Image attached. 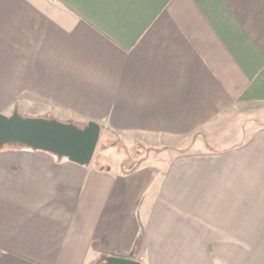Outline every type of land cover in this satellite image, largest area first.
Returning a JSON list of instances; mask_svg holds the SVG:
<instances>
[{
	"label": "crops",
	"instance_id": "obj_1",
	"mask_svg": "<svg viewBox=\"0 0 264 264\" xmlns=\"http://www.w3.org/2000/svg\"><path fill=\"white\" fill-rule=\"evenodd\" d=\"M254 103L264 0H0V114L176 148ZM111 257L264 264V129L164 171L0 147V264Z\"/></svg>",
	"mask_w": 264,
	"mask_h": 264
},
{
	"label": "rangeland",
	"instance_id": "obj_2",
	"mask_svg": "<svg viewBox=\"0 0 264 264\" xmlns=\"http://www.w3.org/2000/svg\"><path fill=\"white\" fill-rule=\"evenodd\" d=\"M223 124L226 127H208L204 134L177 139L176 148L152 147L141 142L126 144L119 135L103 129L93 162L101 167L123 164L126 171L150 165L159 166L164 171L167 164L179 154L232 148L256 131L264 129V104H242L231 115L223 118Z\"/></svg>",
	"mask_w": 264,
	"mask_h": 264
},
{
	"label": "water",
	"instance_id": "obj_3",
	"mask_svg": "<svg viewBox=\"0 0 264 264\" xmlns=\"http://www.w3.org/2000/svg\"><path fill=\"white\" fill-rule=\"evenodd\" d=\"M103 129L90 122L83 128L56 119L24 117L18 110L11 116L0 114V147L21 144L54 154L81 166L95 158ZM103 264H143L140 261L111 257Z\"/></svg>",
	"mask_w": 264,
	"mask_h": 264
},
{
	"label": "trees",
	"instance_id": "obj_4",
	"mask_svg": "<svg viewBox=\"0 0 264 264\" xmlns=\"http://www.w3.org/2000/svg\"><path fill=\"white\" fill-rule=\"evenodd\" d=\"M47 119H53V118H47ZM72 124H75V125H77L80 128H83L84 127V125H81V124H77V123H72Z\"/></svg>",
	"mask_w": 264,
	"mask_h": 264
}]
</instances>
